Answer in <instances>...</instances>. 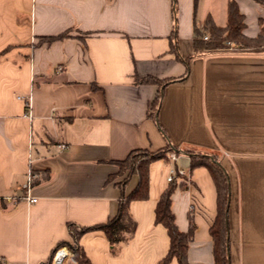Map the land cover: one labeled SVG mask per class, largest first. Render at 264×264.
I'll use <instances>...</instances> for the list:
<instances>
[{
  "label": "crops",
  "instance_id": "1",
  "mask_svg": "<svg viewBox=\"0 0 264 264\" xmlns=\"http://www.w3.org/2000/svg\"><path fill=\"white\" fill-rule=\"evenodd\" d=\"M229 1L175 0L173 12V0H0V264H46L71 240L68 223L114 216L138 176L108 180L113 161L168 144L179 158L149 164L148 197L129 205L135 231L113 246L100 230L81 236L91 263L158 264L169 238L154 208L179 167L189 178L176 177L171 208L181 231L194 225L187 262L214 264L216 186L191 152L215 155L227 175L230 264H264V47H193L208 14L226 24ZM234 1L256 36L264 5ZM55 260L77 264L66 247Z\"/></svg>",
  "mask_w": 264,
  "mask_h": 264
},
{
  "label": "trees",
  "instance_id": "2",
  "mask_svg": "<svg viewBox=\"0 0 264 264\" xmlns=\"http://www.w3.org/2000/svg\"><path fill=\"white\" fill-rule=\"evenodd\" d=\"M264 5V0H255ZM175 0H173V12L176 9ZM246 27L245 16L238 9L237 3L234 0L228 3L227 22L225 25H217L212 17L208 14L203 22L202 27L195 28V36L193 38V47L196 52L212 50L227 47L233 44L240 48L264 47V19H259V31L256 36L249 37L244 34ZM176 31V25L173 28V36ZM207 35V38L204 36ZM69 36V31H63L57 35L47 36L44 38L46 43H51L57 39H62ZM175 38L172 41L171 49L176 51L174 47ZM177 56H180L177 53ZM138 82H154L159 85V88L167 82L174 79L155 80L150 76L138 79ZM162 91L159 89L150 103V107L157 110ZM175 147L168 144L165 148L157 151H149L146 149L131 150L125 158L114 160L118 170L116 174H111L108 180L115 176H123L122 182L127 181L133 174H137L138 182L135 188L127 195L123 194L118 203L117 212L114 216L107 219L105 222L94 224L91 226H77L74 223H68L67 227L71 237L70 241H60L52 250V255L55 251L64 245H67L76 255L77 264H92L86 256L82 246L80 245L81 236L93 230L102 231L109 243L113 246L125 237V234H132L135 231L136 223L133 220L129 205L134 200H144L148 197V168L152 161L160 158H165L168 151ZM191 168L196 166L206 167L215 183L217 191V213L213 224L209 228L210 235L213 239V262L214 264H230L229 256V236H228V178L217 161L215 155L209 158L203 153H191ZM177 186L176 178L168 184L166 189L160 194L154 208V222L165 227L169 238V247L167 253L160 259L158 264H168L172 259H175L177 264H188L187 249L193 237L194 225H190L186 231H181L175 222V216L171 208V196ZM48 260L46 264H50Z\"/></svg>",
  "mask_w": 264,
  "mask_h": 264
},
{
  "label": "built area",
  "instance_id": "3",
  "mask_svg": "<svg viewBox=\"0 0 264 264\" xmlns=\"http://www.w3.org/2000/svg\"><path fill=\"white\" fill-rule=\"evenodd\" d=\"M204 38H207V35L204 36ZM231 45V44H229ZM26 107H27V112L25 113V116L31 118L32 114H31V105H30V99L27 100L26 102ZM179 153H177L175 150H170L167 152L166 154V158L170 161H177L178 158H179ZM186 177L187 179L189 178V175L185 173V171L182 169V168H179V167H171L167 173V176H166V180L167 182H172L176 177ZM32 178V173H29V178H28V181L30 183V180ZM30 185V184H29ZM25 199L30 202V203H33V202H36L37 198L35 196H32L30 193H29V187L27 185V191H26V195H25ZM61 248H59L58 250H56V254L54 255L53 257V261L51 264H54V262L56 261V257L58 256V252ZM65 264V263H64Z\"/></svg>",
  "mask_w": 264,
  "mask_h": 264
},
{
  "label": "rangeland",
  "instance_id": "4",
  "mask_svg": "<svg viewBox=\"0 0 264 264\" xmlns=\"http://www.w3.org/2000/svg\"><path fill=\"white\" fill-rule=\"evenodd\" d=\"M228 46H233V44L228 45ZM61 247H66V248L70 249L67 245H64V246H61ZM61 247H59V248H61ZM59 248H58V249H59ZM58 249H57V250H58ZM70 250H71V249H70ZM55 254H56V251H55V253L52 255V258H51L50 264L52 263V261H53V257H54ZM75 257H76V255H75Z\"/></svg>",
  "mask_w": 264,
  "mask_h": 264
}]
</instances>
